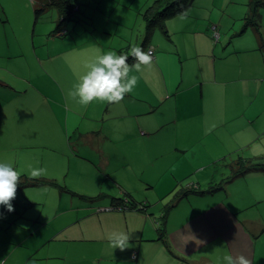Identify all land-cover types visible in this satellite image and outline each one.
Returning a JSON list of instances; mask_svg holds the SVG:
<instances>
[{
    "label": "rangeland",
    "instance_id": "obj_1",
    "mask_svg": "<svg viewBox=\"0 0 264 264\" xmlns=\"http://www.w3.org/2000/svg\"><path fill=\"white\" fill-rule=\"evenodd\" d=\"M42 2L44 0H0V162H12L22 173L20 180L23 182L18 185L16 198L12 201L14 211L9 212L0 205V259L10 253L7 264H27L29 260L25 255L30 242L27 240L24 247L22 243L33 227L45 226L47 220L44 219L51 217L54 228L67 226V231L78 232L76 223L71 222L79 208L80 211L91 205L97 210L100 205L109 207L111 197L120 198L128 190L138 201L150 199L144 204L145 212L150 214L151 227H159V223L162 227L165 218L168 220L169 215H175L168 225L166 223L167 227L174 228L179 220L185 222L199 216L204 206H210L211 210L216 205L218 208L216 197L219 192L224 193L218 198L223 197L228 205H232L231 208L235 205L239 209H248L241 214L242 219L246 217L251 222L264 224V172L243 178L235 176V171L245 165L246 158L258 156L256 160L264 161V139L246 120L239 122V136L233 135L235 132L222 131L219 138L216 132L206 136L201 132L203 140L197 138L198 145L194 142L190 148L203 153L196 154V157L192 152L184 158L168 154L174 138L171 128L166 129L165 138L162 132L160 136L146 140L149 145L142 143L136 149L138 152L127 156L121 150L133 148L128 137L136 138L140 132L138 123L146 117L132 115L109 122L102 117L96 120L80 115L79 106L74 108L76 114L69 112L68 103L72 104L73 99L68 95L71 86L68 76L78 81L88 70L87 65L110 49L119 54L120 50L130 52L132 47H141L148 24L144 14L157 0H72L76 5L72 19L62 26L58 6H51L35 21V8ZM213 23L219 25L217 30ZM209 28L213 46L204 41L205 50L202 51L211 53L217 47L221 53L224 48H229L231 63L235 65L232 73L239 71L248 75L259 70L258 73L264 76V6L254 15L250 0H193L182 12L165 18L162 26L156 25L151 41L171 48L174 40L180 48L194 52L200 48L201 36L204 37L201 32ZM205 58H193L190 72L197 70L198 62L203 67L206 62L212 67L213 61ZM252 61L256 62L255 68L251 66ZM146 68L139 73L133 69L130 73L139 77L140 85ZM190 72H185V83H190ZM161 81L157 76L156 82ZM13 90L19 95L6 103L12 98ZM136 93L144 96L143 86ZM137 109L143 108L136 105ZM106 131H114L110 133L113 140L107 139ZM88 132H94V137H97L93 144L97 148L107 149L114 142L111 151L107 150L112 161L108 171L113 179H106L101 152L91 151L92 141L86 143L84 134ZM121 146H128V149ZM79 152L83 154L77 157L75 153ZM125 156L133 158V161L130 158V163L123 160ZM70 160L66 182L73 191L63 183V173L67 171ZM200 166L203 167L198 169ZM32 168H43L45 172L38 179H32L29 176ZM89 168L103 176L98 181L99 193L93 195L96 198L82 193L84 188H80V170ZM174 173H190V178L198 180L177 182L170 177ZM29 183H37L39 187H26ZM46 187L49 189L47 194L38 191ZM62 195L65 198L61 201ZM182 200L186 205H180ZM139 205L141 207L142 204ZM184 206L187 210L177 216L178 208ZM67 231L64 235L70 234ZM36 232L37 236L40 235L41 228ZM252 236L258 239L254 234ZM65 244L52 242L42 252L39 250L37 256L48 257L47 264H64L70 258L59 261L56 257L63 254ZM72 247L70 252L77 253V249ZM261 247L264 249V233Z\"/></svg>",
    "mask_w": 264,
    "mask_h": 264
},
{
    "label": "crops",
    "instance_id": "obj_2",
    "mask_svg": "<svg viewBox=\"0 0 264 264\" xmlns=\"http://www.w3.org/2000/svg\"><path fill=\"white\" fill-rule=\"evenodd\" d=\"M212 25L213 28L216 27V30L219 27L218 24L213 23ZM210 29L201 32L204 37L201 36L202 38L199 40L200 48L194 50V52H188L182 47L180 48L174 40L170 44L171 48H167L161 42L155 40L152 42L150 37L143 49L147 51L152 47L155 54L151 67H147L142 74V85L138 83L134 90L126 94L119 103H104L106 104L104 111L103 102L99 104L100 101H94L93 104H88L85 107L73 99L72 104L68 103L69 112L75 113L74 108L79 106L78 113L80 115L90 116L96 120L102 117V119L109 122L113 119L116 120V118L127 119L132 115L146 117L143 122L138 123L140 132L136 135V138L128 137L133 148L131 150H121V153L127 156L130 155L129 153L138 152L139 150L136 149L142 143L149 145V141L146 140L158 137L162 132L165 138L167 128H171L174 135L168 147L171 149L166 146L167 152L170 155H179L182 158L190 152L195 157L196 154H203L199 151L190 150L195 145L194 142L198 145L197 138L200 137V141L203 140L201 139L203 137L201 132L204 136L216 132L219 138L223 135L222 131L235 132L233 135L239 136V122L242 120H246L250 126H253V130L256 131L257 135L264 139V98L262 97L264 93V76L262 73H258L259 70H253L248 75L239 71L232 73L235 71V65L231 63L229 48H224L221 53V50H217V47L211 53L202 51L205 50L202 43L204 41H209L210 45L213 46ZM213 39L216 40L214 35ZM110 51L113 50L110 49ZM119 52V54L129 53L123 50ZM202 56H206L208 61H213V66H209L206 62L203 67L198 62L197 70L190 72L192 59H200ZM129 57L131 56L129 55ZM251 66L255 68L257 66L256 62L252 61ZM188 70L190 72V83H185V72ZM157 76L158 79L162 80L161 82H156ZM68 79L71 84L68 89L70 92L78 81H74V77L71 75L68 76ZM141 86L145 90L144 96L136 93V90H139ZM17 95H19L18 92L13 90L12 98L8 99L6 103L12 102L17 98ZM136 105L142 106L143 109L136 110ZM48 110H52V108L48 107ZM106 132L109 136L107 139H112L110 133L114 131ZM84 135L86 136V143L92 141L91 151L98 150L101 152L102 163L106 166V179L109 177V179H113L114 176L111 175V177L108 171L112 161L107 150L111 151L114 142L108 145L107 149L106 147L101 149L93 145L97 138L94 137V132H88ZM136 142L137 144L134 146ZM121 148L128 149V146H121ZM230 151L234 152L236 150ZM80 154L83 153H75L77 157ZM64 156H67V154ZM83 157L88 162L86 156L83 155ZM257 157L253 156L246 159L256 161ZM129 158L133 161V158L126 156L123 160L130 163ZM201 167L203 166L198 167V169ZM70 168L71 160L68 163L67 171L63 173V183L67 187L66 177L70 173ZM98 171H100V168ZM263 172L264 168L250 170L239 176L243 178L252 173L259 174ZM79 175L82 178V181L79 182L80 188H84L82 193L90 194L92 198H96L93 195L97 196L96 194L99 193L97 191L100 188L98 181L99 178L103 177L102 174L89 168L88 170H80ZM189 175L192 174L179 175L174 173L170 177H173L177 182H182L183 180L193 179ZM193 180L196 181L198 178ZM20 182L22 181L20 180ZM36 185L39 184L29 183L26 187H35ZM68 188V190L73 191V187ZM38 191L47 194L49 189L46 187V189L41 188ZM222 193L219 192L216 197L218 208L216 205L211 210L209 209L210 206H204L199 216H193L185 222L179 220V224L174 228L166 226V223L168 225L170 219L175 217V215H169L168 220L164 219L165 231L163 232L160 223L159 227L150 226V214H147L146 210L126 209L120 211L112 209L113 200L119 198L117 196L111 197L109 207L100 205L101 208L97 210L94 205H91L90 207L81 208L80 211L79 208L75 220L71 222V224L76 223L78 232L71 233L67 231V226L54 228L51 217H48L44 219L47 220L46 225L33 227L31 231H28L31 234L22 243L24 247L27 240L30 242L27 244L28 249L25 256L29 261L26 263L29 264L30 261H35L37 264H47L48 257L37 256L39 250L42 252L44 247L52 244V242H64L67 243L63 245L65 251L62 255L56 257L58 260H64L66 257L70 258V261H65L64 264H224L223 257L225 255H232L234 258L243 255L250 261V264H264V249L261 247L264 224L258 223V221L251 222L252 220L246 217L242 219L241 214L248 209H239L235 205L231 208L232 205H228V201L223 197L218 198L221 197ZM120 196L128 197L137 203L143 204L150 200L138 201L129 190ZM214 196L213 198H215ZM227 197H229L228 191ZM64 198L65 196L62 195L61 201ZM202 199L205 202L206 198L203 197ZM185 202V200H182L180 205H186ZM186 210L187 207L185 208V206L184 208H178L176 215L179 216ZM40 228L41 233L37 236L38 232L36 231ZM254 230H256L255 233H253ZM66 231L70 234L64 235ZM114 231L129 234L130 246L128 248L121 250L112 246L108 235ZM252 234L257 236L258 239H254ZM70 246H73L72 249L76 248L77 253L70 252ZM10 257L11 254L6 253L0 259V264H7ZM38 257L39 259H37Z\"/></svg>",
    "mask_w": 264,
    "mask_h": 264
},
{
    "label": "clouds",
    "instance_id": "obj_3",
    "mask_svg": "<svg viewBox=\"0 0 264 264\" xmlns=\"http://www.w3.org/2000/svg\"><path fill=\"white\" fill-rule=\"evenodd\" d=\"M183 18L182 15L181 19ZM129 55L135 61L133 65L128 63ZM152 61L151 50L145 51L140 47H132L127 54L108 51L97 56L87 65L88 70L78 78V82L68 95L85 107L97 100L109 104L119 103L138 84L139 77L130 75L133 69L137 73L142 72L145 67H151ZM44 172L43 168H32L29 176L32 179H38ZM21 175L22 173L16 170L12 162H0V205L6 207L9 212L14 211L12 201L16 198ZM108 239L114 248L124 250L130 246L129 234L125 232H111ZM223 262L224 264H250V261L243 255L236 258L232 255H225ZM30 264H35V261H31Z\"/></svg>",
    "mask_w": 264,
    "mask_h": 264
},
{
    "label": "trees",
    "instance_id": "obj_4",
    "mask_svg": "<svg viewBox=\"0 0 264 264\" xmlns=\"http://www.w3.org/2000/svg\"><path fill=\"white\" fill-rule=\"evenodd\" d=\"M193 0H157L156 4L150 7L147 12L144 14L145 19L148 21L146 35L144 37L143 44L140 48H143L147 44V41L151 37L152 30L156 27V25L163 24V20L169 16H172L176 13H180L191 4ZM250 4L252 6L253 14L257 15L260 7L264 6V0H250ZM51 6H58L61 11V19L60 26L64 24L66 21L72 19L74 7V3L72 0H44L42 5L38 8H35V21L37 22L40 17L45 13ZM254 21V20H253ZM256 22V21H255ZM164 27V26H163ZM64 31V27L61 28ZM167 33V31H165ZM65 34V32H63ZM135 62L132 57L128 58V63ZM239 163V162H238ZM242 164V161H241ZM243 166V164H242ZM264 168V161L260 160H247L245 165L240 169L236 170L235 176H239L244 174L250 170H258ZM22 184V182H20ZM213 190H211L212 192ZM142 204L141 207H139ZM146 205L143 203H137L131 200L128 197H120L115 198L112 202V209L114 210H146ZM162 232L165 231V225H162Z\"/></svg>",
    "mask_w": 264,
    "mask_h": 264
},
{
    "label": "built area",
    "instance_id": "obj_5",
    "mask_svg": "<svg viewBox=\"0 0 264 264\" xmlns=\"http://www.w3.org/2000/svg\"><path fill=\"white\" fill-rule=\"evenodd\" d=\"M214 29L216 30L215 26H214ZM148 50H151V53H152V56H153V59H154V54H155L154 48L150 47Z\"/></svg>",
    "mask_w": 264,
    "mask_h": 264
}]
</instances>
